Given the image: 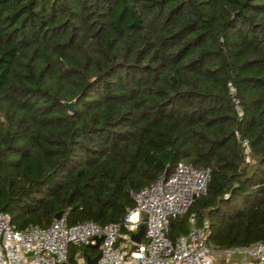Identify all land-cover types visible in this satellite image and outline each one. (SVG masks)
Wrapping results in <instances>:
<instances>
[{
  "label": "trees",
  "instance_id": "trees-1",
  "mask_svg": "<svg viewBox=\"0 0 264 264\" xmlns=\"http://www.w3.org/2000/svg\"><path fill=\"white\" fill-rule=\"evenodd\" d=\"M178 163L210 179L171 239L193 215L218 250L264 241V0H0V213L17 229L120 223ZM77 250L97 254L68 264Z\"/></svg>",
  "mask_w": 264,
  "mask_h": 264
},
{
  "label": "built area",
  "instance_id": "built-area-1",
  "mask_svg": "<svg viewBox=\"0 0 264 264\" xmlns=\"http://www.w3.org/2000/svg\"><path fill=\"white\" fill-rule=\"evenodd\" d=\"M229 89L233 92L231 86ZM233 102L239 111L238 101L234 98ZM209 179L208 170L178 163L168 177L131 192L134 207L120 223L103 227L93 222L69 226L64 213L45 229L30 225L19 230L8 215L0 213V264H68L70 247L89 248L97 238H101L97 249L101 256L96 264H264V241L249 247L216 249L210 242L208 219L198 223L192 215L185 235L169 237L171 221L206 194ZM142 225L144 234L136 244L131 236ZM236 255L242 258L234 259ZM94 257L75 255L73 262L87 264V258Z\"/></svg>",
  "mask_w": 264,
  "mask_h": 264
},
{
  "label": "water",
  "instance_id": "water-1",
  "mask_svg": "<svg viewBox=\"0 0 264 264\" xmlns=\"http://www.w3.org/2000/svg\"><path fill=\"white\" fill-rule=\"evenodd\" d=\"M66 109L70 112V113H73L74 112V101H71L69 103H65L64 104ZM61 214L62 213H57L55 215V218L54 219H59L61 217ZM144 230H145V227L142 225L139 227V230L137 231V233L133 234L131 236V239L133 242H135L136 244L140 243L141 242V239L143 237V234H144ZM100 240L101 238H97L96 239V244L94 246H89L90 249H93V250H97L99 248V244H100ZM101 254L98 252L97 255L90 259V258H87V264H96L97 261L99 260Z\"/></svg>",
  "mask_w": 264,
  "mask_h": 264
},
{
  "label": "rangeland",
  "instance_id": "rangeland-1",
  "mask_svg": "<svg viewBox=\"0 0 264 264\" xmlns=\"http://www.w3.org/2000/svg\"><path fill=\"white\" fill-rule=\"evenodd\" d=\"M94 252L95 253H98V251L97 250H90V253L91 254H94ZM83 254V252L81 251V250H77V251H75V252H73L72 254H71V257H72V261H73V257L75 256V255H82ZM97 255V254H96ZM95 255V256H96ZM233 258L234 259H241L242 258V256L241 255H236V256H233Z\"/></svg>",
  "mask_w": 264,
  "mask_h": 264
}]
</instances>
